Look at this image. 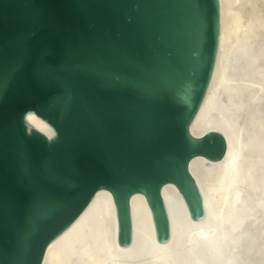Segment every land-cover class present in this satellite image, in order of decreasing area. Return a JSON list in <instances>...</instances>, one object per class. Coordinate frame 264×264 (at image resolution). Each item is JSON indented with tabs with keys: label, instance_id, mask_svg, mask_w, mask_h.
<instances>
[{
	"label": "water",
	"instance_id": "95a60500",
	"mask_svg": "<svg viewBox=\"0 0 264 264\" xmlns=\"http://www.w3.org/2000/svg\"><path fill=\"white\" fill-rule=\"evenodd\" d=\"M218 30V0H0V264H40L99 188L120 245L134 192L158 241L169 235L162 184L203 214L188 162L219 158L225 140L189 123Z\"/></svg>",
	"mask_w": 264,
	"mask_h": 264
},
{
	"label": "bare ground",
	"instance_id": "6f19581e",
	"mask_svg": "<svg viewBox=\"0 0 264 264\" xmlns=\"http://www.w3.org/2000/svg\"><path fill=\"white\" fill-rule=\"evenodd\" d=\"M213 68L189 123L195 137L217 132L225 150L188 162L203 203L190 216L172 182L161 185L169 235L158 241L143 193L129 197L131 237L118 243L111 192L97 189L47 244L40 264H264V0H218Z\"/></svg>",
	"mask_w": 264,
	"mask_h": 264
}]
</instances>
